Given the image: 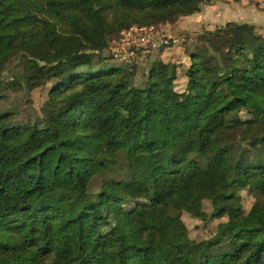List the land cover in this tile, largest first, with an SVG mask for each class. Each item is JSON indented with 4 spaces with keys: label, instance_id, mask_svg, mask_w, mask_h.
<instances>
[{
    "label": "trees",
    "instance_id": "16d2710c",
    "mask_svg": "<svg viewBox=\"0 0 264 264\" xmlns=\"http://www.w3.org/2000/svg\"><path fill=\"white\" fill-rule=\"evenodd\" d=\"M210 1L0 0V264H264V36L203 30L180 74L161 58L173 46L105 66L122 31ZM9 92L24 115L1 108ZM205 201L226 221L194 256L181 217Z\"/></svg>",
    "mask_w": 264,
    "mask_h": 264
},
{
    "label": "rangeland",
    "instance_id": "374dc122",
    "mask_svg": "<svg viewBox=\"0 0 264 264\" xmlns=\"http://www.w3.org/2000/svg\"><path fill=\"white\" fill-rule=\"evenodd\" d=\"M230 1V0H229ZM261 5V9L264 10V0H258ZM223 3H228V0H212L209 5H206L208 7L214 6H222ZM204 7L202 6L200 13H198L196 16L199 17L200 15L204 17ZM203 11V12H202ZM214 13V12H213ZM217 15V13H216ZM216 15H209V17H215ZM206 16V15H205ZM181 17L178 19L177 23L180 22L181 26L178 28V31H172L173 36L177 37V44L174 45L171 48L166 49L162 54L161 58L165 61V57L169 55L170 51H172V54L176 57V60L172 61H166V63L171 64H180L183 65L182 67H178L177 73H181L182 70L185 69V65L188 63V50L192 48L196 44V38L197 35H199L203 30L201 28L204 26L197 20L195 21L194 16L185 18ZM193 18V19H192ZM185 20V22H183ZM216 19H214L215 21ZM224 20L221 21L223 23ZM215 24L207 25L204 27H214ZM181 29V30H180ZM113 39V38H112ZM111 40V39H110ZM109 40V41H110ZM104 56L109 57L108 52H104ZM17 65L15 63L10 64L7 66L6 72L2 75V78H7L10 76V74L13 72L14 68ZM106 67H113L118 66L114 61L109 59L105 65ZM142 67L137 68V75L136 76H129V75H123L121 77V81L125 84L129 83H137L142 79ZM181 84H179L178 87H180ZM50 85H44L36 88L31 93V101L32 105L30 108H28V111H30L33 115V117L36 116V114H39L41 106L44 104V102L47 99L48 91H49ZM177 102H181L180 99L176 100ZM188 108V101L183 102ZM1 108L3 110L15 108L20 112V115H24L25 113V98L22 97L21 93L17 92H9L8 97L5 101L1 103ZM30 109V110H29ZM189 111V110H187ZM100 184V180H96L91 184V189L93 191H97V188ZM241 203L243 206V210L245 212H248L251 208V206L254 203V198L252 195H250L247 191H241ZM211 212V206L208 201H205L203 203V210L201 213L196 214L195 216H192L188 213H182V221L188 231V237L190 239V245L188 247V250L190 253H192L194 256H198L204 248V243L212 236L216 235L220 229L224 226L226 219L225 218H216L213 220H210L208 217H205L207 214ZM7 219L0 217V225L3 223H6Z\"/></svg>",
    "mask_w": 264,
    "mask_h": 264
},
{
    "label": "built area",
    "instance_id": "2783aa9c",
    "mask_svg": "<svg viewBox=\"0 0 264 264\" xmlns=\"http://www.w3.org/2000/svg\"><path fill=\"white\" fill-rule=\"evenodd\" d=\"M177 39L162 32L156 26H132L122 31L118 38L109 42L106 52L109 58L120 67L141 65L160 50L177 44Z\"/></svg>",
    "mask_w": 264,
    "mask_h": 264
},
{
    "label": "crops",
    "instance_id": "0c3cea01",
    "mask_svg": "<svg viewBox=\"0 0 264 264\" xmlns=\"http://www.w3.org/2000/svg\"><path fill=\"white\" fill-rule=\"evenodd\" d=\"M203 7H204L203 10L206 16L204 15V17H202L200 15L199 17H197L196 16L197 14H195L193 15L195 21L196 20L197 22L199 21L204 26H206V24L207 25L215 24V26L214 27H204L203 26L201 30L213 31L216 28L222 27L227 23H234V24H239V25L247 24V25L253 26L258 31V33L264 36V10L261 9V5L258 0H238V1L228 0V3L227 4L223 3L222 6L212 5L211 7H208L206 5H203ZM208 14L216 15V16L209 17ZM193 16H189V17H193ZM189 17H185V18H189ZM214 19L216 20L214 21ZM222 20H224L223 23H221ZM183 22H185V20ZM180 26H181V23L178 22L173 26L165 25L161 27V30L165 34L171 37H174L172 31H175V30L178 31V28ZM174 38H177V37H174ZM172 60H176V57L172 54V51H170L169 55L165 57V62L172 61ZM187 66L188 65H186V67ZM182 73H183V70H182ZM180 82L183 83V78H181ZM184 88H185V85L183 86L182 84V86L177 88V91L182 92Z\"/></svg>",
    "mask_w": 264,
    "mask_h": 264
}]
</instances>
